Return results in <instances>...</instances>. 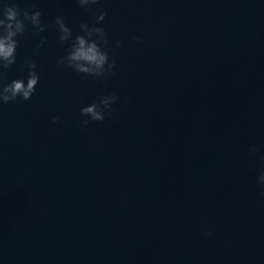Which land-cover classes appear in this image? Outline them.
Segmentation results:
<instances>
[{
	"label": "clouds",
	"instance_id": "1",
	"mask_svg": "<svg viewBox=\"0 0 264 264\" xmlns=\"http://www.w3.org/2000/svg\"><path fill=\"white\" fill-rule=\"evenodd\" d=\"M82 8L90 5H98L100 0H77ZM39 10L28 11L19 8L15 3H4L0 5V104L14 102L19 97L21 100H29L36 91L40 76L36 71L37 64L34 59H26L25 66L28 69V76L25 82L24 78L14 79L10 83L4 84L6 79L4 70L9 69L16 62V52L19 46L18 36L24 35L27 25L38 32L43 33L46 30L41 19ZM107 16L106 11H100L96 15L97 23L89 26L86 23L80 24L81 33L73 36L72 29L65 22L62 16H57L54 20V26L59 33V41L63 45L69 42L66 54L57 59L58 65H65L74 70L77 74H85L93 77H107L114 73L116 63L110 59L107 48L109 41L107 33L101 22ZM138 42L142 40L141 36L134 37ZM48 42L47 37L42 36L40 44L42 46ZM122 41L115 42L116 47H120ZM119 99L116 94L102 97L99 101L84 106L80 109L81 116L89 119L83 120L82 124L86 126L89 120L103 122L106 117L111 116L112 105ZM52 123H57V118H53ZM255 145L250 146L249 152L255 153ZM258 183L264 188V170L258 177Z\"/></svg>",
	"mask_w": 264,
	"mask_h": 264
}]
</instances>
